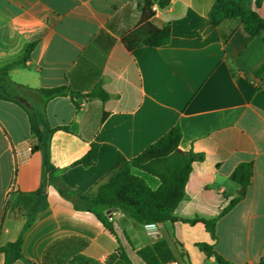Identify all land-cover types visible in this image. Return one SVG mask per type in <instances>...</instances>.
Returning a JSON list of instances; mask_svg holds the SVG:
<instances>
[{
  "label": "crops",
  "instance_id": "0c3cea01",
  "mask_svg": "<svg viewBox=\"0 0 264 264\" xmlns=\"http://www.w3.org/2000/svg\"><path fill=\"white\" fill-rule=\"evenodd\" d=\"M215 2L171 0L164 9L155 4L148 23L169 26L170 42L130 49L125 38L145 32L143 0H0V91L14 90V84L108 94L105 102L83 99L80 109L70 95L48 102L27 95V106L41 108L49 128H68L52 134L48 154L39 148L28 108L0 98V247L23 235L24 259L13 264H125L119 247L132 264H145L137 252L158 240H166L177 258L169 264H217L201 244L235 264L262 262L264 70L258 72L264 31L252 37L239 19L215 25ZM247 3L264 19V4L257 9L255 0ZM176 126L179 148L203 160L193 165L174 215L216 221V241L204 225L181 221L158 224L155 238L127 211L111 218L100 211L99 217L62 194L61 188L73 196L93 194L118 164ZM92 145L98 146L95 162L72 165ZM240 164L254 167L244 196L231 180ZM131 172L159 189L157 177Z\"/></svg>",
  "mask_w": 264,
  "mask_h": 264
},
{
  "label": "trees",
  "instance_id": "16d2710c",
  "mask_svg": "<svg viewBox=\"0 0 264 264\" xmlns=\"http://www.w3.org/2000/svg\"><path fill=\"white\" fill-rule=\"evenodd\" d=\"M144 3V35L141 37L128 36L125 38L126 45L131 49L139 45L160 47L168 44L171 39V28L165 26L158 28L148 23L154 16V6L157 4L160 8L168 7L171 0H143ZM264 0H255L257 9L262 8ZM210 18L215 25H220L225 20L239 19L246 32L250 36H255L260 31H264V19L257 11L249 8L247 0H216L210 13ZM31 46L26 56L29 54ZM264 66L258 72L260 74ZM8 73L9 68L2 70ZM15 89H21L23 93L14 90L0 91V98L13 100L30 111L32 129L40 141L39 148L46 149L47 154L50 149V139L52 134L58 130L68 131L66 127L51 129L45 123L43 110L41 108L28 107L27 102L22 103L27 95L40 98L43 102H48L54 98L70 95L77 109L81 108L83 99L98 97L103 102L107 101L108 94L101 88H97L89 95L69 93L65 87L55 89L33 90L27 87L14 85ZM105 120V115L103 121ZM182 139V131L179 126L170 130L163 138L155 144L148 147L141 155L131 161L123 160L118 164L96 188L93 194L87 196H73L61 188L62 194L74 201L76 208L86 210L97 214L106 212L113 208H119L131 214L133 221L138 225H158L165 223H175L178 221L189 223L193 226L197 224L204 225L205 229L211 234L214 241L216 237V221H209L202 218L192 220L178 219L174 213L176 208L185 198V189L188 183L193 165L203 160L201 155L193 152H184L179 148ZM98 154V146L92 145L87 154L72 165L83 164L92 165ZM48 158V157H47ZM46 158V169L49 171L52 167L48 164ZM136 168L144 171L154 177H157L161 185L158 190H152L150 186L142 179L132 174L131 169ZM254 173L252 164H240L232 173L231 180L243 188L250 186ZM238 200L233 201L223 212L226 214L231 210ZM46 206L43 205V207ZM42 207V208H43ZM38 204L34 206L29 214L25 230L34 222L39 210ZM106 224L105 221H103ZM107 225V224H106ZM209 257H214L217 264H235L225 260L214 251L212 245L201 244ZM23 235L14 242L0 247V254L4 255V264H13L18 260H23ZM121 251L120 258L125 264H132L124 250ZM138 256L145 264H169L177 260L170 244L166 240H158L151 246H148L137 252ZM260 264H264V258Z\"/></svg>",
  "mask_w": 264,
  "mask_h": 264
},
{
  "label": "built area",
  "instance_id": "2783aa9c",
  "mask_svg": "<svg viewBox=\"0 0 264 264\" xmlns=\"http://www.w3.org/2000/svg\"><path fill=\"white\" fill-rule=\"evenodd\" d=\"M148 233L155 238H158L160 235L159 228L157 225H148Z\"/></svg>",
  "mask_w": 264,
  "mask_h": 264
},
{
  "label": "water",
  "instance_id": "95a60500",
  "mask_svg": "<svg viewBox=\"0 0 264 264\" xmlns=\"http://www.w3.org/2000/svg\"><path fill=\"white\" fill-rule=\"evenodd\" d=\"M21 102L26 103V100L21 99ZM239 195L240 196H244L245 195V188H242V190H241ZM119 211H120L119 208H113V209H110V210L107 211V215L111 218L114 213L119 212Z\"/></svg>",
  "mask_w": 264,
  "mask_h": 264
}]
</instances>
